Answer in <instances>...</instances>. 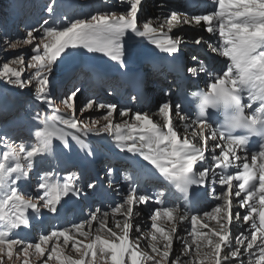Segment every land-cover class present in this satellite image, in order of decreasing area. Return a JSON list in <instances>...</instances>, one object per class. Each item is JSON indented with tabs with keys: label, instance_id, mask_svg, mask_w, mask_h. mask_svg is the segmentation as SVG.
Listing matches in <instances>:
<instances>
[{
	"label": "snow or ice",
	"instance_id": "6c2138e0",
	"mask_svg": "<svg viewBox=\"0 0 264 264\" xmlns=\"http://www.w3.org/2000/svg\"><path fill=\"white\" fill-rule=\"evenodd\" d=\"M128 3L130 7L125 12H103L90 17L68 20L61 28L49 24V20L45 19L39 26L27 27L26 36L20 41H13L5 34L3 43L8 48H16L20 44L32 46L31 51L34 54L30 57L27 67L35 69V73L27 79H22L25 60L20 56L0 66V79L19 89L29 87L34 80L38 101L52 108L55 113L59 109L53 103L50 74L53 65L69 49L83 48L88 53H101L117 62L120 68L125 69L127 68L125 57L131 55L126 48L127 35L128 40L133 39V36L147 38L157 49L175 58V54L180 51L181 39L170 36L158 38V30L152 26L151 18L142 23L141 29L138 26V13L142 10V0H128ZM213 4L217 5L213 11L190 15L187 12L172 10L166 18L169 32L176 26L193 23L203 27L208 33L218 32L221 46L213 51H218L230 62L227 69L217 75L214 82L209 85V91L201 97L200 113L196 120L188 122L190 118L179 104L173 106L170 101H165L155 113L161 117L163 123L154 121L148 113L121 108L119 116L129 119L114 124L116 104L105 105L89 100L84 106L85 109L94 107L107 109L102 117L106 124L97 127L99 121L93 120L89 125L75 116L73 101L80 92L79 88H75L62 101L65 107L72 111L71 117L63 118L56 115L41 117L39 112L32 117L42 126L34 129L39 147L29 150L23 144L15 145L14 142L9 144L7 134L0 133V145L6 148L0 153V193H2L0 195V264H4V256L8 261H12L14 250L17 258L21 254L27 257L31 250L42 257L46 251H49L50 242L52 246L43 264H48L53 257L59 261V264H85V258L88 257L91 258L88 264H97V256L103 260V264H144L145 260H152L154 264H162V262L164 264H206V262L207 264H244L241 259L243 255L248 256V264H264V143L260 144L258 151L252 153L249 163L246 150L248 136L231 135V129L244 128L250 135L264 136V0H213ZM47 12L54 16V6L50 4ZM36 33L41 35L37 36ZM195 43L200 44L201 39H196ZM78 54L75 51H67L68 56ZM187 71L195 75L197 69L188 68ZM244 93L248 94L250 101L260 102V107L253 109L249 115L245 114V105L242 104ZM165 95L168 93L165 92ZM132 99L136 97L133 96ZM230 107L235 109L231 115L227 112ZM247 107L252 108V103ZM209 108L225 110L223 131L213 129L205 118ZM174 116L186 121L183 125L185 133L183 139L174 123ZM57 119L65 128L73 129L85 137L90 133L97 136L107 133L112 136L121 152L142 157L170 181L186 201L191 196V203L198 202L201 195L207 194L206 191L203 194L190 193V188L193 185L204 186L210 172L208 168L194 170L195 166L206 159L205 152L208 150L209 141H216L218 138L224 141L223 146L216 143L211 151L214 154L212 157L215 161L214 168L222 170L218 182L221 186L227 185V190L215 196L222 203L211 211L203 213L204 217L215 220L216 226L201 224L200 213L191 215L192 229L188 236L192 239L189 241L187 237L177 236L176 223H172L167 229L163 223H159L165 219L169 222L187 219V211L181 215L180 209L175 205L154 209L150 217L153 241L150 247L152 252L160 257V260H156L154 256L141 250L140 237L130 239L134 206L147 205L152 200V197L139 194L135 187H130L123 202L112 209L115 228L107 227L109 213H101L97 208L89 219L62 229H54L48 234H41L38 242L21 239L18 233L15 238H11L16 230L31 227L32 218L28 215L29 210L38 215L42 207L49 213L57 214L58 206L61 205L64 197L69 194L72 196L81 194V189L76 183L79 177L73 174H66L63 182H51L47 178L50 174H46L43 182L36 186L38 190H42L36 197L23 193L18 184L20 181L30 179V172L34 167L33 158L38 153L51 151L53 138L59 139L65 148H70L66 138L69 133L56 126ZM72 140L82 149H87V145L79 136L73 134ZM197 140L202 146L194 143ZM217 148L220 150L219 154H216ZM238 152L244 154L241 156ZM88 155H93L91 150H88ZM24 161L26 164L23 163ZM237 161L243 163H236ZM230 167H236L240 171L236 174H226L225 170ZM108 171L111 174L113 170L110 168ZM216 175L217 173L213 171L212 183H216ZM125 179L128 177L126 176ZM234 181L239 183L234 184ZM87 187L94 188L95 185L89 183ZM234 188L235 192H233ZM158 195L162 198L165 194L161 191ZM38 202L42 204L38 206ZM155 202L160 204L162 200L157 199ZM236 207L247 211L241 216L239 211L233 212V208ZM185 208L187 209V204ZM117 215L123 216L124 219L116 220ZM241 219L248 227L239 235L233 236L232 225ZM93 221L99 223L94 236L91 231ZM86 225L88 231H85ZM200 228H208V231L202 232ZM101 231L104 232L103 236L100 234ZM135 231H141L139 225L136 226ZM61 237L65 247L69 241H72V250L79 254V259H73L70 255L62 258L63 249L59 247ZM77 237H83L89 242L83 243ZM174 238L183 239L181 255L189 256L188 260L181 261V255H177L169 261ZM192 245H195L194 251H190ZM23 264H28V260L25 259Z\"/></svg>",
	"mask_w": 264,
	"mask_h": 264
},
{
	"label": "rangeland",
	"instance_id": "374dc122",
	"mask_svg": "<svg viewBox=\"0 0 264 264\" xmlns=\"http://www.w3.org/2000/svg\"><path fill=\"white\" fill-rule=\"evenodd\" d=\"M2 0L1 2H3ZM7 1V12L1 10L0 8V66L4 62H10L13 58H18L20 56L24 57L25 65L24 71L22 72V79H27L28 77L34 75L35 69L28 68L27 63L30 57L34 54L31 51L30 45H23L16 48H8L3 43V36L6 34L10 39L13 41H20L26 36V29L30 26H39L43 23L45 19L49 20V24H54L55 27L61 28L64 24L67 23L68 20H74L78 18H85L90 17L91 15L103 12H125L130 7L128 0H39L36 3V6L33 4L35 3L33 0H6ZM30 3L27 5L25 2ZM167 2V0H166ZM53 5L55 8V15L52 16L47 12V7L49 5ZM141 12L138 13V26L142 29V23L151 18L152 25L154 27H161L163 25V30H168L167 25V17L170 15V10L163 2V0H142ZM167 15V16H166ZM67 18V19H66ZM37 36L41 35L40 33H36ZM197 37V38H196ZM176 38V34L173 36ZM204 38L208 41L213 39L212 35H209L207 31L204 30L203 27H191L190 25L183 29V34L181 35V41L184 44L181 46L189 48L194 47V41L196 39ZM220 38V37H219ZM126 40V48L129 52L135 50L141 46L143 43L137 37H133V39ZM191 41V42H190ZM215 41V39H214ZM200 46V45H199ZM41 51H43L41 46ZM67 51H75L79 53L78 55L68 56ZM65 54H62L61 58L57 60V62L53 65V71L50 74V80L53 85L52 89V96H53V103L58 112H53L52 108L48 107L46 104L41 103L38 101L36 92H35V81L33 80L32 84L29 87L24 89H19L15 86L7 84L3 79H0V88L1 92L6 94L4 98L0 100V133H6L9 137V144L15 143V145L23 144L27 149H32L34 147H39V141L34 136V129L37 127H42L39 125L38 121L32 119V117L39 112L41 117H51L56 115L57 117L69 118L73 115L71 110H68L65 105L62 103L63 99L66 95H68L71 91L75 88H79L80 92L78 93L77 97L74 98V107H75V116L83 122L88 123L91 125L93 120L99 121L96 125L97 127L103 126L107 122L102 119V117L106 114L107 109H85L84 106L88 103L89 100H94L97 103H104L107 104H116L117 105V112L114 113L113 116V123H122L124 120L129 118L127 117H120L119 110L121 108H129L123 100L127 96L128 91L124 90L126 85H120V82L116 81L117 75L114 72L108 74H101L102 71L94 70L89 67L86 62L94 61V62H108L114 65L119 64L115 61H112L109 57L101 54V53H88L86 49L79 48V49H69ZM186 55L187 61L192 62L191 54L184 53ZM127 57V55H126ZM125 57V60L127 58ZM193 58V57H192ZM185 59V58H184ZM147 59L143 58V63L145 65ZM226 62V60H224ZM194 63V62H192ZM191 63V64H192ZM143 65V66H144ZM89 68V72L87 67ZM142 66V65H141ZM141 66L139 70L141 71ZM227 66V65H226ZM225 66V67H226ZM13 67H20L18 65H13ZM105 69V67H104ZM103 69V70H104ZM150 69L147 65L144 67V71ZM160 70V69H159ZM142 72V71H141ZM161 72V70H160ZM98 74V75H93ZM90 75V78L86 77ZM151 73L150 75H152ZM163 74V73H162ZM157 78H161L156 75ZM146 78V77H145ZM78 79V80H77ZM92 79V80H91ZM163 80V79H161ZM112 82V83H111ZM105 86V87H102ZM107 86V87H106ZM140 90V89H139ZM138 90V92H139ZM103 91V92H102ZM11 95L15 97L14 102L7 95ZM131 96V95H130ZM144 98L140 99L141 101ZM154 99V101L152 100ZM152 100V101H151ZM9 101L11 105H5L1 103ZM35 104L32 108L30 105ZM160 106V99L153 95L151 96L150 101H148L143 109L139 112L148 113L154 120L157 119L156 112ZM132 112L135 110L133 108H129ZM152 114V115H151ZM131 122V121H130ZM55 124L58 128L64 129L69 135L66 137L67 140L71 142L72 145H77L76 141L72 140V135L75 134L77 136L82 135L81 133L76 132L73 129H67L63 124L60 123L59 119L55 121ZM101 135H105L106 138H100V135L97 136L93 133H90L88 136H81V138H94L95 140H99L104 142L106 147L110 146H117L113 137L109 136L107 133H101ZM57 139V138H53ZM59 140V139H57ZM96 144V143H95ZM97 146L98 151L101 150V143ZM100 149V150H99ZM6 150L3 145H0V153ZM89 150L94 151L95 147L92 145V149ZM118 146L113 149V152L119 154ZM83 152V151H81ZM64 150L61 149L60 146H52L51 151L38 153L34 158V167L33 172L36 173L40 170H46L49 176H56L59 173L64 172L65 166L68 164L69 160H67ZM44 154L45 157H41L40 155ZM86 155V154H85ZM26 163V162H25ZM211 167V163L209 165ZM73 175L77 174V171L72 172ZM82 176H86L85 172H83ZM30 177L32 178L33 175L30 172ZM141 190L140 192H142ZM38 195H35V197ZM155 201V200H154ZM39 206V202H38ZM177 207H179L177 205ZM138 211L135 210L134 218H132L133 223V231L130 234V239L134 237H140L139 243L140 246L142 245L143 240L146 238V243L144 246L140 247L141 250L147 253L150 256H154L156 260H160L159 256H156L155 253L152 252L150 244L153 243L151 239L152 233V220L151 216L153 214V210L157 209L155 203L153 202L151 205H146L141 207ZM158 208H162L159 207ZM211 211V209H210ZM41 213H47L45 210L41 211ZM40 213V214H41ZM38 214L37 219L40 217ZM116 219V218H115ZM124 217L120 216L117 220H123ZM241 222H243L241 220ZM36 223V222H35ZM139 225L141 231L136 232L135 229ZM34 226V225H33ZM32 226V227H33ZM107 227L115 228V222L112 216H109L107 219ZM99 228L98 221H93L91 226V231L93 236L96 234V229ZM239 229V228H238ZM234 229L233 236L239 235V230ZM89 228L86 225L85 231H88ZM39 229H37V232ZM118 231V230H117ZM191 231V230H190ZM233 232V231H232ZM136 233V234H134ZM102 236L104 232L101 231L100 233ZM139 234V235H138ZM136 235V236H135ZM158 235V234H157ZM178 237H187L188 239L191 238L187 234H184V231L177 233ZM39 238L40 235H36V228L29 231V234L21 233L19 237L22 239L24 237H33ZM16 234H13L12 238H15ZM80 238V241L83 243H88V240H84L83 237ZM83 238V239H82ZM179 239H173V250L170 253L169 261H171L175 256L181 255V249L183 248V242L178 241ZM191 241V240H189ZM36 241H34L35 243ZM38 242V241H37ZM235 239L233 238V244H235ZM51 242L48 245V249H51ZM59 247L63 249V256H71L73 259H79L80 256L78 253L72 250V241H69V244L65 247L63 245V239H60ZM79 247V245H78ZM160 247H163V244H160ZM144 248V249H143ZM49 251H46L44 256H39V254L35 253L34 250L30 251V254L25 257L23 254L17 258L16 250H14L13 260L8 261L7 257L4 256V264H23L25 259L28 260V264H43L44 260H47L49 255ZM245 258L243 259L244 264H248V256L244 255ZM91 258H85V264H88V261ZM100 257H96L97 264H103V260L99 261ZM189 257H185L181 255V261L188 260ZM48 264H59V261L53 257L52 260L48 261ZM144 264H154L152 260H145ZM164 264V262H162ZM207 264V262H206Z\"/></svg>",
	"mask_w": 264,
	"mask_h": 264
},
{
	"label": "bare ground",
	"instance_id": "6f19581e",
	"mask_svg": "<svg viewBox=\"0 0 264 264\" xmlns=\"http://www.w3.org/2000/svg\"><path fill=\"white\" fill-rule=\"evenodd\" d=\"M188 26L189 25L176 26V27H174L172 29L171 32H169L168 30L164 31L162 27H154V26L153 27L158 30V38H163L164 36H170V37L173 38V36L175 34H176V38H181V35L183 34V29H186ZM190 26L191 27H194L196 25L193 23ZM197 27H199V26H197ZM128 35H133V34L132 33H128ZM209 35H212L214 37V34L213 33H209ZM126 37H127V35H126ZM133 37H135V36H133ZM137 38L140 41H142L143 43L141 44V46L139 45V47L137 49L132 50L130 52L131 55H127V57H126L127 58V60H126V62H127V68L122 69V68H120V66L114 65V64H111V63H108L106 61L105 62H102V61H100V62L88 61V62H86V64H88L91 69L98 70L99 72L102 71L101 74H108V73L114 72L116 75L118 74L119 77H122V78H125V79H129V80H131L134 83L135 88H137V90H139L140 88H139V85L137 84V81L140 80V76L139 75H141V73H142L139 70V67L143 64V62H144L143 61V58L144 57H145V59H147L146 62L150 58H153V59L156 58L157 59L158 57H162V59L165 62L169 63V64L174 63L176 60H179V59L181 60V58H182V55H181L182 49H184L185 47L181 46V44H184L183 42H185V41H181L180 51L177 54H175V58H173L172 56H169L168 53L162 52L160 49H157L155 47V45L152 44V43H150V41L147 38H141V37H137ZM186 43L187 42H185V44ZM193 43H194V45H196V46L198 45L199 46V44H196L195 41ZM200 45H202V49L198 52V54L195 55V58L196 59L194 60V63L191 64L192 67H194V68L197 69V72H196L195 75H193V78L197 82H202V83H204V80L205 79L206 80L207 79L208 80L211 79L210 81L211 82H214L216 76L222 74V72L227 69V66L224 67V69L220 70V72H216V71L212 70V68H210V69L205 68L202 65V63L200 62L202 60V57L204 56L203 53H206L207 56H209L211 58L220 59V60H223V61L226 60L227 58L224 57V56H222V55H220V53L218 51H213V49H219L220 46H221L220 44H216V42L214 41V38L212 39V41H208L206 39L204 40V38H201ZM228 63H230V62L228 61ZM104 67H105V69H104ZM159 69L162 70V66L159 67ZM160 70H156V71H159V74H157V76H159V77L162 78V72H160ZM135 112H138V111H135ZM156 116H157V119H155V120L153 119V120L154 121H157V122H160V123H163L161 117L158 116V115H156ZM190 121H192L191 118H190V120L188 122H190ZM185 122L186 121H181L179 119V117H175L174 116V123H175V125H176V127L178 129V132H179V135H180L181 139H183V137L185 135V133H184V127H183V125H184ZM100 138H103L104 139V138H106V136L100 134ZM81 140L84 142V144H86L87 139L81 138ZM68 143L70 145V148H65L64 145H63V143L60 140L58 142L52 143V146H60L61 148L65 149L68 152L69 156L74 157V158H77V159L81 160L82 162H86V155H85L86 153L85 152H78V151L73 150L74 149V146L71 144V142L69 140H68ZM194 143H197L198 146H202V145L199 144V141L198 140L197 141H194ZM216 143H220L221 146L224 145V141H220L219 138L216 141H209V143H208V150L205 152L206 159H209V160L212 159V157H213L214 154L211 151V149L215 146ZM116 147L117 146L106 147V145L104 143V145H101V150L100 149L99 150L101 152H103L104 155H108V154H111L112 150L114 148H116ZM219 151H220L219 148H217L216 149V154H219ZM112 154H114V153L112 152ZM243 154H244L243 152H238V155H241L242 156ZM117 155H119V158H121V162H120L121 165H123L124 167H126V165L128 167H134V169L137 170L138 176H139V180H142L145 176L146 177L147 176L148 177H156V178L159 177L161 180H166V178L163 175H161L157 169H155L152 165H150L146 161H144L142 159V157H140L139 155L133 156L130 153L121 152V151H119V154H117ZM248 155H249V161L248 162L251 163V155L250 154H248ZM123 161H125L126 163H124ZM236 163L242 164L243 162L242 161H237ZM200 165L201 164H199V166ZM214 165H215V163L214 164H211V167L208 166V169H210L209 175H212V172L213 171L215 173H217V175L215 176V180H216L215 187H216V190H217L215 195H219L222 192H224V191L227 190V185L221 186L219 184V182H218L219 181V178H220L219 174L221 173L222 170L221 169H215L214 168ZM109 168H113V166L112 167H109ZM234 170H237V168L234 167ZM239 171H240V169H239ZM112 173L113 174H116V172L114 170L112 171ZM232 174H236V173H232ZM105 175H106V173H105ZM147 181L148 180L146 178V183H147ZM148 182L149 183H154V182H150V181H148ZM109 186L112 189V191L115 192V197L116 198H118V197H121L122 198V200L120 201V203H122L123 200H124V198H125V196L128 194L130 188L129 189H126V187H124V186L113 185L112 183H110ZM141 190H143V189L140 186V188L137 189V192L139 194H145L144 193V190L142 192H140ZM235 190L236 189L234 188L233 189V192H235ZM73 197L74 196H72L71 194H69V196H67V201L65 203L61 202V205L58 206L59 212L60 211H64L65 209H67L68 204L71 202V200H72ZM220 203H222V201L217 200L216 198H214V200L212 201L211 204L208 203L209 205H207V204H205L206 206L204 205L205 206V211L204 212L210 211V209L214 208L215 206H217ZM234 203H235V199H234ZM151 204H152V200H150L147 205H151ZM144 206H146V205L141 204V205H138V206H134V212H135V210L138 211L139 209H142L141 207H144ZM159 207H163V206H159ZM178 208L180 209V214L181 215H183L185 213V211L188 212V210H184L183 207L181 208L179 206ZM112 209H109V210H107L105 212H108L109 213V216H112V214H111L112 213ZM201 211H202V209L199 211V213L201 214V224L206 223V224L209 225V227H215L216 226V221L215 220H210V219L204 217L203 216V213L204 212L201 213ZM236 211H239L241 213V216H243V214H245L244 212H246L247 210L246 209H243V208H239V207L233 208V212H236ZM101 213H103L102 210H101ZM28 215L32 218L31 219V227H32L34 225L33 223L38 222V221L39 222L42 221L43 220L42 215H47V213H43V214L41 213L40 214V217L38 219H37L38 215H36L34 213H30ZM97 215L99 217L100 214L98 213ZM191 215H193V214H191V213L188 212V218L187 219L180 220L178 222L176 220H173L172 222H169V221H167L165 219L163 221H160L159 223H163L165 229H167L168 227H170L172 223H176L177 233L184 231V234H187L192 229ZM119 217H120V215H117L115 217L116 220ZM134 217L135 216L133 215L132 218H134ZM241 220L235 221L234 224L232 225V231H233V233H234V229L236 231V229L239 228L238 230H239V233H240L242 231H245V229L248 227L243 222H241ZM31 227H29V228H23L22 227L18 231H21L24 234H26V233L29 234V231H30V228ZM198 227H199V225H198ZM132 231H133V229H132ZM200 231L207 232L208 231V228H200ZM134 234H136V233H134ZM181 238H183V237L181 236ZM60 239H63V238L61 237ZM77 239L80 240V238H78V237H77ZM191 239L192 238H189V240H191ZM146 241L147 240L145 238V240H143L142 245L140 247L144 246V244H145ZM178 241L183 242V239H179ZM146 243H148V242H146ZM194 249H195V245H192V249L190 251H194ZM202 251H208V249H202ZM185 257H189V256H185ZM244 258H245V256L243 255L241 257V259L243 260ZM193 259H195V258L193 257ZM99 261H101V260L99 259Z\"/></svg>",
	"mask_w": 264,
	"mask_h": 264
},
{
	"label": "trees",
	"instance_id": "16d2710c",
	"mask_svg": "<svg viewBox=\"0 0 264 264\" xmlns=\"http://www.w3.org/2000/svg\"><path fill=\"white\" fill-rule=\"evenodd\" d=\"M2 0H0V8H1V10H4L5 12H7V9H6V4H7V1L6 0H4L3 2H1ZM35 3L33 4L34 6H36V3L39 1V0H33ZM37 1V2H36ZM27 5H29L30 3H28L27 1L25 2ZM5 95L6 94H4V93H2L1 92V88H0V96H1V98H4L5 97ZM8 97H10V98H12V96L11 95H7ZM0 98V99H1ZM35 104H32V106H34ZM31 106V105H30Z\"/></svg>",
	"mask_w": 264,
	"mask_h": 264
},
{
	"label": "clouds",
	"instance_id": "9594fccd",
	"mask_svg": "<svg viewBox=\"0 0 264 264\" xmlns=\"http://www.w3.org/2000/svg\"><path fill=\"white\" fill-rule=\"evenodd\" d=\"M223 109V108H222ZM224 110V109H223ZM225 111V110H224ZM235 111V109L234 108H229L228 110H227V112H228V114L229 115H231L232 114V112H234ZM236 129H241V128H236ZM236 129H231V131H234V130H236ZM244 129V128H243ZM226 130H228L227 129V126H226Z\"/></svg>",
	"mask_w": 264,
	"mask_h": 264
}]
</instances>
